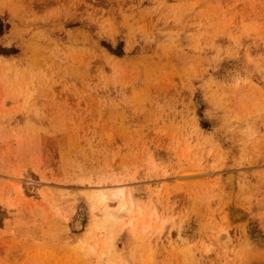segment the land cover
<instances>
[{
  "label": "rangeland",
  "instance_id": "rangeland-1",
  "mask_svg": "<svg viewBox=\"0 0 264 264\" xmlns=\"http://www.w3.org/2000/svg\"><path fill=\"white\" fill-rule=\"evenodd\" d=\"M107 263L264 264V0H0V264Z\"/></svg>",
  "mask_w": 264,
  "mask_h": 264
},
{
  "label": "bare ground",
  "instance_id": "bare-ground-1",
  "mask_svg": "<svg viewBox=\"0 0 264 264\" xmlns=\"http://www.w3.org/2000/svg\"><path fill=\"white\" fill-rule=\"evenodd\" d=\"M113 195H114V194H113ZM117 195H118V194H117ZM111 196H112V195H111ZM115 197H116V195H115ZM112 198H113V197H112ZM116 198H117V197H116ZM103 199H104V201L106 200L105 198H103ZM121 207H125V204H123ZM116 210H117V211H118V210L121 211V208H120V209L118 208V209H116ZM114 211H115V210H112V212H114ZM120 211H118L116 214H114L113 218H114L115 215H117L118 213H119V214H122V213H120ZM125 212H126V211H125ZM128 213H129V212H128ZM119 214H118V215H119ZM112 215H113V213H112ZM118 215H117V216H118ZM118 217H119V216H118ZM118 217H117V218H118ZM119 218H120V217H119ZM115 219H116V218H115ZM107 264H108V263H107Z\"/></svg>",
  "mask_w": 264,
  "mask_h": 264
}]
</instances>
